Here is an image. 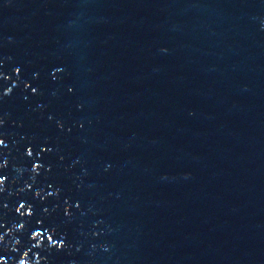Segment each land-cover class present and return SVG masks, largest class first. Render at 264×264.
Returning a JSON list of instances; mask_svg holds the SVG:
<instances>
[{"label": "water", "instance_id": "water-1", "mask_svg": "<svg viewBox=\"0 0 264 264\" xmlns=\"http://www.w3.org/2000/svg\"><path fill=\"white\" fill-rule=\"evenodd\" d=\"M22 261L264 264V0H0Z\"/></svg>", "mask_w": 264, "mask_h": 264}, {"label": "clouds", "instance_id": "clouds-1", "mask_svg": "<svg viewBox=\"0 0 264 264\" xmlns=\"http://www.w3.org/2000/svg\"><path fill=\"white\" fill-rule=\"evenodd\" d=\"M35 91V89H33ZM21 264H23V261L21 262Z\"/></svg>", "mask_w": 264, "mask_h": 264}, {"label": "snow or ice", "instance_id": "snow-or-ice-1", "mask_svg": "<svg viewBox=\"0 0 264 264\" xmlns=\"http://www.w3.org/2000/svg\"><path fill=\"white\" fill-rule=\"evenodd\" d=\"M21 207H23V205H21Z\"/></svg>", "mask_w": 264, "mask_h": 264}]
</instances>
